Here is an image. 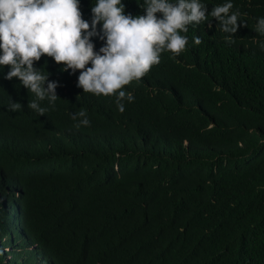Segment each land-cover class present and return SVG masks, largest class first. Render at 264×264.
<instances>
[{
	"label": "trees",
	"instance_id": "trees-1",
	"mask_svg": "<svg viewBox=\"0 0 264 264\" xmlns=\"http://www.w3.org/2000/svg\"><path fill=\"white\" fill-rule=\"evenodd\" d=\"M122 2L143 14L142 0ZM223 2L204 0L209 11ZM92 3L80 0L82 18ZM233 10L245 24L230 42L215 18L189 25L179 54L162 52L123 86L134 96L123 112L113 96L83 93L80 70L42 55L35 66L58 97L38 115L33 95L0 70V137L12 140L0 147V205L20 183L38 243L22 264H264V36L253 30L264 0H233ZM81 109L90 124L77 128ZM18 232L0 208L2 244L25 241ZM8 254L0 264H19Z\"/></svg>",
	"mask_w": 264,
	"mask_h": 264
},
{
	"label": "clouds",
	"instance_id": "clouds-1",
	"mask_svg": "<svg viewBox=\"0 0 264 264\" xmlns=\"http://www.w3.org/2000/svg\"><path fill=\"white\" fill-rule=\"evenodd\" d=\"M79 5L80 0H0V70L7 65L3 78H17L33 95L27 106L38 115L47 111L41 101L54 106L58 97V82L49 80L45 68L35 66L34 62L42 55L61 64L62 71L80 70L76 86L83 93L113 96L117 110L123 112L124 101L134 99L123 86L139 80L158 64L162 52L179 54L188 42V37L181 33H187L189 25L208 22L211 27V18H215L217 29L228 34L225 40L230 42L232 34L245 24L239 11L233 10V0L213 4L210 11L204 0H142L141 15L125 13L122 0H93L90 20L82 18ZM253 30L264 36V16L256 17ZM94 37L103 42L98 49ZM192 41L201 42L199 36H193ZM258 46L264 50V41ZM5 106L10 112L21 108L12 99ZM71 118L77 128L90 124L82 109L72 112ZM11 141L0 137V147H8ZM19 187L23 190L20 183L11 184V195L0 208L7 210L13 227L23 230L26 240L19 239L18 245L7 241L2 244L4 239L0 238V252L4 250L9 253L7 258L15 257L22 264L27 256L34 254L38 243L26 224L23 191L15 195L14 188ZM11 212L15 215H10ZM14 247L22 255L13 256ZM52 263L47 256L39 264Z\"/></svg>",
	"mask_w": 264,
	"mask_h": 264
},
{
	"label": "bare ground",
	"instance_id": "bare-ground-1",
	"mask_svg": "<svg viewBox=\"0 0 264 264\" xmlns=\"http://www.w3.org/2000/svg\"><path fill=\"white\" fill-rule=\"evenodd\" d=\"M21 191H23L21 187H20L19 189L14 188L15 195H19V193H21ZM17 198H21V197L18 196ZM19 212H20V211H17V214H19ZM8 215H9V214H8ZM10 215L14 216L15 213L11 212ZM21 215H22V214H21ZM23 233H24L23 230L20 231V232H18V234H23Z\"/></svg>",
	"mask_w": 264,
	"mask_h": 264
}]
</instances>
